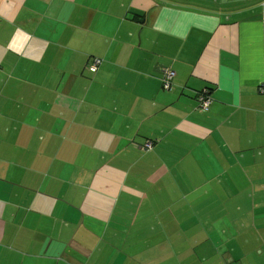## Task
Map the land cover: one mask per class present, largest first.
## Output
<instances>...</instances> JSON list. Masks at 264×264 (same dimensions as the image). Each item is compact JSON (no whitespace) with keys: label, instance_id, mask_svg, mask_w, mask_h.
<instances>
[{"label":"crops","instance_id":"obj_1","mask_svg":"<svg viewBox=\"0 0 264 264\" xmlns=\"http://www.w3.org/2000/svg\"><path fill=\"white\" fill-rule=\"evenodd\" d=\"M229 1L0 0V264H264V0Z\"/></svg>","mask_w":264,"mask_h":264},{"label":"built area","instance_id":"obj_2","mask_svg":"<svg viewBox=\"0 0 264 264\" xmlns=\"http://www.w3.org/2000/svg\"><path fill=\"white\" fill-rule=\"evenodd\" d=\"M101 61L102 60L100 58H93L92 62L89 64V69L94 72L97 69V66L101 63ZM174 74H175L174 71L171 70L170 68L164 69L162 79H161L162 88L164 90L168 91L172 89V86H173L172 80H173ZM262 91H264V88L262 89ZM197 100H198L199 109L203 111L207 110L212 102L210 89L203 88L198 93ZM152 146H153V143L151 141H146L144 145L142 146V149L144 151H149L152 149Z\"/></svg>","mask_w":264,"mask_h":264},{"label":"rangeland","instance_id":"obj_3","mask_svg":"<svg viewBox=\"0 0 264 264\" xmlns=\"http://www.w3.org/2000/svg\"><path fill=\"white\" fill-rule=\"evenodd\" d=\"M89 1V0H88ZM112 0H110L111 2ZM139 2V0H135ZM145 4H206L208 6H217L219 4H244V2H232L229 0H140ZM129 4L131 0H125ZM91 3V2H90Z\"/></svg>","mask_w":264,"mask_h":264}]
</instances>
